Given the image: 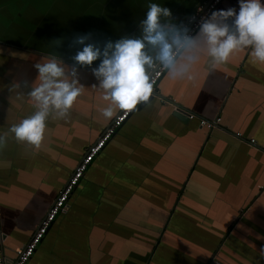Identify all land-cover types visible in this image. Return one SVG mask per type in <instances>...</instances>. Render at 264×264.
<instances>
[{"label": "crops", "instance_id": "1", "mask_svg": "<svg viewBox=\"0 0 264 264\" xmlns=\"http://www.w3.org/2000/svg\"><path fill=\"white\" fill-rule=\"evenodd\" d=\"M203 1L152 0L178 26ZM148 3L0 0V132L35 111L27 94L35 63L56 56L72 65L78 35L99 47L139 36ZM230 7L237 0L216 10ZM97 63L77 67L81 93L65 118L49 115L38 148L11 133L0 148V239L9 258L120 111L102 115ZM190 75L164 74L89 165L28 264H264V63L249 48L212 65L201 42ZM161 99L196 118L178 119ZM216 117L215 129L199 126Z\"/></svg>", "mask_w": 264, "mask_h": 264}, {"label": "clouds", "instance_id": "2", "mask_svg": "<svg viewBox=\"0 0 264 264\" xmlns=\"http://www.w3.org/2000/svg\"><path fill=\"white\" fill-rule=\"evenodd\" d=\"M237 4L238 9L213 10L206 18L201 17L195 35L189 34L187 26L169 22V9L152 0L139 22V36H121L99 47L85 43L89 34L78 35L75 43L82 47L72 57V65L56 56L33 65L37 75L27 94L34 101L35 111L7 132H0V148L9 133L17 142L40 146L49 115L65 118L81 93L78 66L98 61L92 75L102 90V99L108 102L102 115L111 118L114 109L127 114L148 102L160 73L191 79L190 68L198 58L201 42L212 65L225 62L234 51L249 48L255 60L264 63V0H237ZM19 85L17 82L15 86Z\"/></svg>", "mask_w": 264, "mask_h": 264}, {"label": "built area", "instance_id": "3", "mask_svg": "<svg viewBox=\"0 0 264 264\" xmlns=\"http://www.w3.org/2000/svg\"><path fill=\"white\" fill-rule=\"evenodd\" d=\"M223 0H204L201 2L194 11L186 19L185 23L181 26H187L189 34L195 35L199 28V23L201 22V17H207L213 10H215ZM166 72L160 73L155 77L153 83V90L164 76ZM153 95H155L153 93ZM157 97V96H156ZM163 103L169 104L174 110H178L177 107L169 100L161 99ZM138 106V105H137ZM136 106V108H137ZM135 108V109H136ZM135 109L130 110L127 114H124L120 110L113 118L108 127L103 131V133L88 147L83 157L80 159L78 164L75 166L72 174L68 178L66 184L63 186L62 190L59 192L52 205L50 206L48 212L44 218L40 221L36 230L33 232L29 241L22 247L14 251V257L9 258L3 254L2 242L0 239V264H26L32 257L37 245L42 241L46 235L50 225L55 221V219L61 213H64L68 206V199L74 188L79 184L84 173L88 169L92 161L98 156L105 145L110 141L113 135L120 129L123 123L130 117V115L135 111ZM196 116L193 114H188V119H195ZM221 122L220 117H216L213 120H198L199 126L201 128H206L208 130L215 129ZM236 137L241 138L239 133ZM250 145L255 144L254 140L249 141Z\"/></svg>", "mask_w": 264, "mask_h": 264}, {"label": "water", "instance_id": "4", "mask_svg": "<svg viewBox=\"0 0 264 264\" xmlns=\"http://www.w3.org/2000/svg\"><path fill=\"white\" fill-rule=\"evenodd\" d=\"M218 7H219V6H218ZM218 7H217V8H218ZM217 8H216V9H217ZM216 9H215V10H216ZM155 88H156V87H155ZM155 88H154V89H155ZM157 97H158V96H157ZM165 100L168 101L169 99H165ZM169 101L172 102V103L177 107V109H178V110H173V111H172L173 115H174L175 117H177L178 119L182 120V121H186V120H188V114H189V112L186 111L185 109L179 107L177 104H175V103L173 102V100H169ZM143 104H144V103H143ZM143 104H140L135 110H138ZM76 187H77V186H76ZM76 187H75V188H76ZM75 188H74V189H75ZM73 191H74V190H73ZM71 194H72V193H71ZM69 197H70V196H69ZM53 223H54V222H53ZM53 223H52V224H53ZM52 224L50 225V227L52 226ZM50 227H49V229H50ZM49 229H48V230H49ZM47 232H48V231H47ZM46 234H47V233H46ZM45 236H46V235H45ZM45 236H44V237H45ZM43 239H44V238H43ZM43 239H42V240H43ZM41 242H42V241H41ZM41 242H40V243H41ZM40 243L37 245L36 249L38 248V246L40 245ZM34 252H35V251H34ZM33 254H34V253H33ZM32 256H33V255H32ZM31 258H32V257H31ZM31 258H30V259H31ZM30 259H29V261H30ZM29 261H28V262H29ZM28 262H27L26 264H28Z\"/></svg>", "mask_w": 264, "mask_h": 264}]
</instances>
